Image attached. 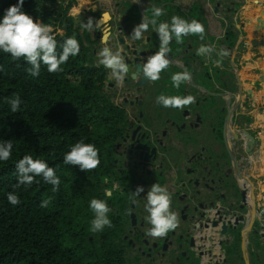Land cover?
<instances>
[{
	"label": "flooded vegetation",
	"instance_id": "1",
	"mask_svg": "<svg viewBox=\"0 0 264 264\" xmlns=\"http://www.w3.org/2000/svg\"><path fill=\"white\" fill-rule=\"evenodd\" d=\"M70 1L72 0H60L64 6ZM74 1L77 3V0ZM177 1L160 0L159 4L166 8L170 16L179 11ZM210 1L216 13L231 15L230 20L237 12L234 0ZM90 6L91 4L88 5ZM90 12L92 19L100 18L97 17L96 12ZM110 12L112 20L110 21L109 44L113 48H121L127 57V62H132L129 64L130 73L122 84L114 81L112 86H117V88L113 90L109 85L104 86L105 93L116 105L124 108L126 113L124 134L115 145L117 156L115 163L118 165V170L124 173L120 176L107 177L106 182L112 190V208L118 215L121 235L116 239V243L124 255V264H246L242 234L246 225H236L230 228L227 234L229 237L226 238L216 235L214 231L205 226L210 213L226 209L231 214H241L240 184L235 170L236 162L241 159V153L236 146L232 149L225 147L222 137V130L226 126L229 112L233 111V104L230 103L229 107H226V103L221 99L226 95L232 96L236 90L233 73L228 72L226 75L218 69L221 89L210 95L205 92L200 95L191 94L197 97V103L190 109H185L184 112L163 109L155 103V96L160 91L180 95L189 93L186 92L185 86H182L178 93L170 89L167 74H164L165 78L156 84H150L147 81L139 84L143 79L132 77V72L135 71L136 65L141 62L142 58L146 60L147 56L157 49L158 38L155 33L146 34L147 39L143 43L132 42L129 35L142 16L123 15L117 19L116 12ZM204 16L205 11L202 0H200L192 6L191 17L204 20ZM73 17L79 28L76 17L74 15ZM236 30L240 34L237 22L232 20L231 26L224 32L217 44L219 49L230 53L227 57L230 66L232 65V54L235 51L238 54L240 50L239 42L233 47L229 44L230 32ZM80 31L86 33L90 39L91 57L95 64L96 52L104 46L98 47L102 33L99 31L90 33L82 29ZM117 32L123 34L127 41L120 37V43H117L118 40L113 42ZM192 38H186L180 46L173 42L172 45L179 49L181 61L172 65V71L180 70L176 66L178 64L186 65L190 70L192 65L200 60L194 52L190 51L193 47ZM199 69L206 78L209 77L212 80L216 77L213 72L205 70L206 67L203 64ZM108 73L105 69L106 80ZM216 101H220V105L215 109ZM198 115L201 121H197ZM207 117H212L208 125H206ZM206 130L208 134H204ZM190 141H199L196 148L191 151ZM138 145L143 147L142 150L137 148ZM140 151H143L144 156L150 157L147 166H144V161L136 155ZM171 152L176 155L172 159L175 162L173 168L169 166L167 159L169 155H172ZM171 172L175 174V185L169 175ZM153 183L164 184L173 193L174 210L179 216V227L169 233L166 238L157 239L154 242L144 237L143 231L147 225L143 222L144 213L141 207L134 208L131 215L124 214L125 208L129 206L127 195L135 191L137 186L142 185L145 187V192L140 195L143 196ZM121 192L124 195H121ZM258 210L256 217H259ZM249 213L250 210H247V214ZM256 217L249 232L264 240V225L261 227L257 225ZM255 230H258L259 234H255ZM262 247L264 245L258 242V238L257 241L254 237L246 239L250 264H264V248L258 253V249Z\"/></svg>",
	"mask_w": 264,
	"mask_h": 264
},
{
	"label": "trees",
	"instance_id": "2",
	"mask_svg": "<svg viewBox=\"0 0 264 264\" xmlns=\"http://www.w3.org/2000/svg\"><path fill=\"white\" fill-rule=\"evenodd\" d=\"M15 3L0 0V15ZM78 8L74 0L66 6L56 0H25L23 6L34 19L79 39L80 55L70 57L62 72L50 74L42 66L40 76L32 79L26 61L0 54V142L14 144L12 158L0 164V264H124L116 243L121 235L118 215L104 193L107 177L124 173L115 163V145L124 134L126 113L104 91L105 69L94 64L90 39L75 23L72 13ZM238 38L237 30L230 32L229 44L235 46ZM15 94L23 104L20 112L10 113L4 101ZM81 138L99 149L100 165L90 172L63 163V154ZM25 154L57 168L58 192L42 181L26 191L15 189V164ZM12 191L19 192L18 206L7 201ZM93 197L106 199L113 209V227L98 233L90 231L88 203Z\"/></svg>",
	"mask_w": 264,
	"mask_h": 264
},
{
	"label": "clouds",
	"instance_id": "3",
	"mask_svg": "<svg viewBox=\"0 0 264 264\" xmlns=\"http://www.w3.org/2000/svg\"><path fill=\"white\" fill-rule=\"evenodd\" d=\"M136 0H134V3ZM259 4L260 0H254ZM25 0H16L15 4L4 9L0 15V54H8L12 61H26L30 65L26 69L27 76L36 79L41 74L42 66L48 73H59L63 71L70 57L75 58L80 55L81 43L73 36H65L64 33L51 24L43 23L34 19L32 15L23 10ZM77 10L73 9V15ZM259 11V10H257ZM167 17V18H164ZM112 15L110 11H104L100 18L94 20L89 18L87 22L77 17L79 28L86 32L99 31L102 33L101 43L104 45L96 52L95 64L108 70L110 77L116 83L122 84L130 73L129 63L123 50L119 47L113 48L109 44L110 21ZM55 31V35H54ZM155 33L158 38V47L147 56L146 60H141L132 72L134 78L143 79L150 84H156L165 78L170 80V89L180 92L182 86L193 82V71L186 65H176L179 71H172L171 67L176 62L172 58L173 42L175 45H183L186 38L194 37L199 41V46L195 50L196 56L205 67H218L220 59L227 58L230 53L219 49L207 41L206 26L201 20L185 17L180 14L168 15L166 8L162 4L152 3L147 14L141 17L129 35L132 42L143 43L146 34ZM57 35L61 40H57ZM179 50V49H177ZM9 106L10 113L21 111L23 101L19 94H15L4 101ZM155 103L163 109H172L184 112L197 103V97L191 94H169L160 91L155 96ZM14 144L11 140L0 142V164L8 162L13 156ZM63 163L70 166H79L84 172H90L100 165L99 149L95 143L86 142L84 138L76 140L63 154ZM16 184L15 189L26 191L34 183L41 181L51 186V191L56 193L60 190L61 179L57 175V168L50 166L49 162L34 158L32 155H23L15 164ZM144 186H137L135 191L127 195L128 207L125 208V215H131L134 208L141 207L144 213L143 222L147 227L143 234L145 239L153 242L157 239L166 238L169 233L174 232L179 227V216L174 210L173 193L169 188L161 183H153L147 188L145 195ZM105 196L112 197V190H105ZM121 195H124L121 192ZM142 197V199H139ZM7 201L12 206L21 203L19 192L12 191L7 194ZM50 198L41 202V207L46 208L50 203ZM133 205L135 207H133ZM88 208L93 214L90 222L92 233L102 232L105 227H113L109 214L113 209L108 201L102 198L93 197Z\"/></svg>",
	"mask_w": 264,
	"mask_h": 264
},
{
	"label": "crops",
	"instance_id": "4",
	"mask_svg": "<svg viewBox=\"0 0 264 264\" xmlns=\"http://www.w3.org/2000/svg\"><path fill=\"white\" fill-rule=\"evenodd\" d=\"M234 1L236 3L237 12L231 19L237 22V28L240 31L238 41L240 50L237 54L236 66H230V62L227 58L220 59V65L218 67H206L205 69L215 74L216 77L211 80L209 77L206 78L201 73L199 68L202 63L201 60H199L192 65V69L190 68V70L193 71L194 80L192 83L186 85L185 89L189 94L200 95L205 92V94L208 93L210 95V93H215L221 89V84L218 81V69L221 73L225 72L226 75H228V72L233 73L236 85L234 94L232 96H220L223 97L221 100L226 103V107H229L230 103L233 104V118L231 121L227 119L226 126L222 130L223 144L228 149H232L236 146L237 149L240 150L241 159L238 162V166L242 168V171L246 176L251 180H257V183L261 185L259 186L261 187V190L257 195L258 198L255 200L262 201L264 200V111L261 109L264 106V0H260L259 4L255 3L254 0ZM58 2H60V0H58ZM159 2L160 0H136L135 3L134 0H77L79 10L75 12L74 16L76 17V21L78 17L84 22H87L89 18H92L90 11L96 12L98 18L104 11L116 12L117 19H120L123 15L143 16L148 13L152 3L159 4ZM196 2H200V0H178L177 6L179 11L177 14L184 15L186 18L191 17V9ZM202 3L205 16L204 20H201V22L206 26L207 41L218 48L217 44L221 40V36L228 27L231 26V15L226 16L223 13H216L212 8L210 0H202ZM90 4L91 6L88 7ZM118 10H120V12H118ZM120 37L125 38L123 34L117 32L116 38H113V42L118 40L117 43H120ZM125 41H127V38H125ZM125 41L124 43H126ZM191 42L193 43V47L190 51L191 53H195L196 48L199 46V41L193 37ZM102 45L103 44L99 41L98 47ZM171 47L173 60L177 63L180 62L181 54L179 50L173 45H171ZM237 75L240 81L237 80ZM114 81L115 80L112 79L108 73L105 82L106 87L109 85L112 87V90L115 87L117 88V86H112ZM261 84H263V87L258 90L257 86ZM199 87L201 89H199ZM233 98L234 100H232ZM219 105L220 101H216L215 109ZM211 120L212 117H207L206 125L211 123ZM243 128L251 131L259 140V145L256 147V154L254 156H249L245 153V140L243 136H241V140L239 141L235 139V135ZM204 134H208V130L204 131ZM198 142H189L190 151L196 148ZM175 157L176 155L173 153L167 157L169 166L172 168L175 165V162L172 159ZM171 173L169 175L172 178V183L174 180L175 185V174L174 172ZM236 173L238 175L237 170ZM237 178L239 177L237 176ZM238 182L240 185L243 183L240 178ZM252 189L254 195V184L252 185ZM255 196L256 195H254V198ZM239 202H241V197ZM211 216L212 214L210 213L207 219L211 218ZM210 230L212 229L210 228ZM242 234L244 241L248 238L254 237L256 241L258 238V242H260L261 245H264V240H262L260 236H254L248 231L246 233L243 231ZM256 246L259 248L258 245ZM263 248L264 247L258 249V253L262 252Z\"/></svg>",
	"mask_w": 264,
	"mask_h": 264
},
{
	"label": "water",
	"instance_id": "5",
	"mask_svg": "<svg viewBox=\"0 0 264 264\" xmlns=\"http://www.w3.org/2000/svg\"><path fill=\"white\" fill-rule=\"evenodd\" d=\"M236 51L232 54L231 56V62L232 65L235 67L236 66ZM129 64H132V62H129ZM255 72V70H254ZM133 77V75H132ZM134 78V77H133ZM237 80H239L238 75H237ZM145 80L141 81L139 84H143ZM232 95V94H231ZM197 121H201L200 115L197 117ZM233 114L232 111L229 112L228 115V120H232ZM241 136H243L245 140V153L249 156H254L256 154V147L259 145V140L257 137L248 129H241L240 132H238L235 135L236 140H241ZM138 149L143 148L142 146L138 145ZM142 150V149H141ZM139 156L140 159L144 161L143 165L147 166L149 164L150 157L149 156H144L143 151H140V153L136 154ZM236 161V160H235ZM236 170L238 172V177L242 180V184L239 186V191H240V197H241V202L239 205V208L241 210V214L235 213L231 214L229 210H219L217 212L211 213L212 216L211 218L208 219L206 222L205 226L207 228H211L212 231L216 228L219 227L218 233L220 235H226L228 234V229L233 228L236 225H240L244 222L245 223V228H244V233L247 231L249 232L251 228L253 227V224L255 222V217L257 213V207H256V200L254 198V195L251 193V188L250 185H253L252 180L246 176L242 168L238 166V162H236ZM253 198V199H252ZM250 210V213L246 216L247 218H244L245 213L244 211ZM247 219V220H246ZM255 234H259L258 230H255ZM243 251L246 256V264H249L248 260V253H247V248H246V241L243 242Z\"/></svg>",
	"mask_w": 264,
	"mask_h": 264
},
{
	"label": "rangeland",
	"instance_id": "6",
	"mask_svg": "<svg viewBox=\"0 0 264 264\" xmlns=\"http://www.w3.org/2000/svg\"><path fill=\"white\" fill-rule=\"evenodd\" d=\"M57 1V4L59 3L58 2V0H56ZM79 7V6H78ZM77 10H79V8L77 9ZM263 87V84H261V85H258L257 86V89L259 90V89H261ZM263 111H264V106L261 108ZM253 180V179H252ZM107 182V181H106ZM253 184H254V186H255V190H254V195H256L255 196V199L256 198H258V193L260 192V190H261V187H259V186H261V185H259L258 183H257V180H253ZM250 188H251V191H252V195H253V189H252V186L250 185ZM108 190H110L111 188H107ZM263 195H264V193H263ZM263 201L264 200H256V207H257V210L258 209H260L262 206H263ZM260 203H262V204H260ZM260 204V205H259ZM244 213H245V217L244 218H247L248 216V214H247V210L246 211H244ZM247 216V217H246ZM247 220V219H246ZM256 220H257V225L259 224V226L261 227L262 225H264V222H262L261 220H260V215H259V217H256ZM244 223H246V222H244ZM244 223H242V225H245ZM218 230H219V227L218 228H216L215 230H214V233L217 235L218 234V236H220V237H222V238H226V237H229L228 235H220L219 233H218Z\"/></svg>",
	"mask_w": 264,
	"mask_h": 264
},
{
	"label": "built area",
	"instance_id": "7",
	"mask_svg": "<svg viewBox=\"0 0 264 264\" xmlns=\"http://www.w3.org/2000/svg\"><path fill=\"white\" fill-rule=\"evenodd\" d=\"M258 215H260V220L264 222V205L258 210Z\"/></svg>",
	"mask_w": 264,
	"mask_h": 264
},
{
	"label": "bare ground",
	"instance_id": "8",
	"mask_svg": "<svg viewBox=\"0 0 264 264\" xmlns=\"http://www.w3.org/2000/svg\"><path fill=\"white\" fill-rule=\"evenodd\" d=\"M251 193H252V191H251ZM253 199V198H252Z\"/></svg>",
	"mask_w": 264,
	"mask_h": 264
}]
</instances>
